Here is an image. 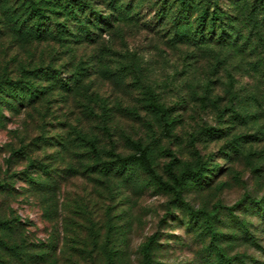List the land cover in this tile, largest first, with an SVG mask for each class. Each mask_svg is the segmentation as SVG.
<instances>
[{"label":"rangeland","instance_id":"obj_1","mask_svg":"<svg viewBox=\"0 0 264 264\" xmlns=\"http://www.w3.org/2000/svg\"><path fill=\"white\" fill-rule=\"evenodd\" d=\"M8 1L33 0H0V218L39 264H264V30L196 42L179 0H85L103 31L59 30L34 0V37Z\"/></svg>","mask_w":264,"mask_h":264},{"label":"trees","instance_id":"obj_2","mask_svg":"<svg viewBox=\"0 0 264 264\" xmlns=\"http://www.w3.org/2000/svg\"><path fill=\"white\" fill-rule=\"evenodd\" d=\"M53 7L47 11L58 14L56 19L57 29L65 28L63 23L60 22V16L65 19H74L80 23V26L84 27V31L92 32L103 31L101 26V19L109 20L110 17H105L100 13L92 10V2L85 0H52ZM105 1V0H104ZM124 0H108L106 3L117 11L122 8L124 12L129 15L130 7L135 0H130L128 4L123 2ZM181 5V20L182 28L178 29L180 35L189 36V29L186 30L184 25H190L192 13L199 12L195 20V30L193 38L196 42L203 44H210L212 42L218 43V45H230L233 40L234 43H240L244 39L247 41L249 38L246 36V31L250 28V32L256 30H264V0H229L233 5L232 11H226L220 5L221 0H179ZM252 2V4H251ZM7 7L3 10L4 15L9 17V23L12 25V29L18 33H24L25 30H29L30 35H34L41 28H46L45 19H48L45 8L38 6L34 0L28 5L23 6V3L13 7L11 3L7 2ZM25 4V3H24ZM23 7V8H22ZM88 9L91 10L90 14H87L86 18L81 15ZM79 11L83 13L79 14ZM112 15V14H110ZM262 15V16H261ZM49 21V20H48ZM109 22V21H108ZM110 23V22H109ZM47 29V28H46ZM49 29V28H48ZM186 30V32H184ZM31 32L33 34H31ZM11 81V80H8ZM13 84V83H12ZM19 86V85H18ZM159 107V105H155ZM164 109H161L163 111ZM16 224H12L10 220L0 218V231L4 233H10L8 236L10 239L0 236V248L4 250L8 255L16 257L22 264H39V258L43 257V254L31 252V243L26 239H17V235H20L19 224L20 220H16ZM5 236V235H3ZM14 238V239H11ZM43 261V260H41Z\"/></svg>","mask_w":264,"mask_h":264}]
</instances>
